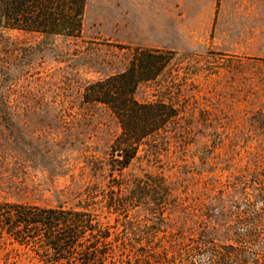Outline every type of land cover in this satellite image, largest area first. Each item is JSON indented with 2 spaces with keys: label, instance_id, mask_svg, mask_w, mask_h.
<instances>
[{
  "label": "rangeland",
  "instance_id": "374dc122",
  "mask_svg": "<svg viewBox=\"0 0 264 264\" xmlns=\"http://www.w3.org/2000/svg\"><path fill=\"white\" fill-rule=\"evenodd\" d=\"M136 49L166 64L135 99L177 117L119 171L120 126L83 92ZM0 203H86L102 264H216L227 246L264 264V0H86L78 37L0 28ZM0 264H45L40 242L0 230Z\"/></svg>",
  "mask_w": 264,
  "mask_h": 264
},
{
  "label": "trees",
  "instance_id": "16d2710c",
  "mask_svg": "<svg viewBox=\"0 0 264 264\" xmlns=\"http://www.w3.org/2000/svg\"><path fill=\"white\" fill-rule=\"evenodd\" d=\"M85 1L0 0V28L78 37ZM165 64L162 52L136 49L122 72L84 88L83 101L107 106L120 126L115 142L118 150L114 152L119 157V171L137 158L147 139L177 117V111L166 103H140L134 97L138 84L154 79ZM80 196L89 199L90 191L81 192ZM87 208L86 203L79 204L78 210L0 203V230L20 245L39 241L45 264H102L107 253L98 243L109 236H92L95 229ZM212 255L216 264H248L242 252L232 246Z\"/></svg>",
  "mask_w": 264,
  "mask_h": 264
}]
</instances>
